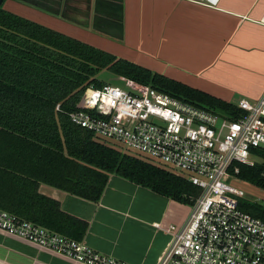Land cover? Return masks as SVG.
<instances>
[{"label": "trees", "instance_id": "1", "mask_svg": "<svg viewBox=\"0 0 264 264\" xmlns=\"http://www.w3.org/2000/svg\"><path fill=\"white\" fill-rule=\"evenodd\" d=\"M107 71L220 114L237 106L65 36L0 6V210L51 232L81 241L86 225L68 216L42 185L97 202L110 175L185 205L200 190L188 180L137 156L120 152L71 123L86 111L90 86ZM262 163L238 164V178L264 189ZM241 211L264 221V205L238 201Z\"/></svg>", "mask_w": 264, "mask_h": 264}, {"label": "crops", "instance_id": "2", "mask_svg": "<svg viewBox=\"0 0 264 264\" xmlns=\"http://www.w3.org/2000/svg\"><path fill=\"white\" fill-rule=\"evenodd\" d=\"M37 8L54 15L52 30L98 36L110 47L96 48L233 105L264 92V0H219L214 8L187 0H54ZM40 192L86 225L87 247L127 264H158L167 228L181 226L191 210L117 175L97 202L45 185ZM0 264L78 263L0 230Z\"/></svg>", "mask_w": 264, "mask_h": 264}, {"label": "built area", "instance_id": "3", "mask_svg": "<svg viewBox=\"0 0 264 264\" xmlns=\"http://www.w3.org/2000/svg\"><path fill=\"white\" fill-rule=\"evenodd\" d=\"M187 1L214 8L219 0ZM125 84L127 90L90 86L87 110L69 118L100 140L184 173L200 190L186 221L167 228L170 240L158 264H264V221L239 209L244 194L232 185L238 164L252 166L251 159L264 153V92L255 102L240 100L237 114L229 115ZM0 230L78 264H127L3 210Z\"/></svg>", "mask_w": 264, "mask_h": 264}, {"label": "rangeland", "instance_id": "4", "mask_svg": "<svg viewBox=\"0 0 264 264\" xmlns=\"http://www.w3.org/2000/svg\"><path fill=\"white\" fill-rule=\"evenodd\" d=\"M2 9H4L5 11L12 13L14 15L23 17L25 19L31 20L35 23H38L42 26L47 27L46 25L49 26H54L57 27V21L56 20H52L51 16H54L53 14H48L45 11H42L40 9L34 8L33 6L21 2L20 0H4L3 4L1 5ZM67 26V25H66ZM48 28V27H47ZM50 29V28H49ZM58 33L64 34L65 36L71 37L73 39H76L78 41H81L83 43H86L92 47H95V45L93 44H98V45H102V46H107L110 47L109 44H106L105 42H103L101 39H99L98 36L95 35H85L83 32H78V34L75 33V31H72L71 29H62V30H54ZM92 43V44H91ZM103 51V50H102ZM108 53V52H107ZM110 54V53H109ZM113 55V54H111ZM114 56V55H113ZM116 57V56H115ZM98 79L99 81H101L104 85H111V86H115L118 87L120 89L123 90H127V86L125 84V79L120 78L118 76H115L114 74H111L107 71H102L100 72V74L98 75ZM237 94L239 96H241V92H237ZM238 96V97H239ZM240 98V97H239ZM240 101V100H239ZM238 101V102H239ZM237 102V103H238ZM249 102H252L251 100ZM101 142L110 145L111 147L119 150L120 152L123 153H128L134 156H137L143 160H146L148 162H150L151 164H154L156 166L159 167H163L169 171H172L175 174H178L180 176L185 175L184 173L173 169L171 170L169 167L167 166H163L162 164H160L157 160L152 159L148 156L133 152L128 150L125 146L111 141V140H102ZM252 162L255 163H262V159L260 158H253L251 159ZM235 188H237L238 190L242 191L244 194L243 199H246L248 201H252V202H256L259 204L264 205V189L263 188H259V187H255L252 184H249L247 182H243L241 181L239 178L235 180V183L232 184ZM188 209V208H186ZM186 211V210H185Z\"/></svg>", "mask_w": 264, "mask_h": 264}, {"label": "flooded vegetation", "instance_id": "5", "mask_svg": "<svg viewBox=\"0 0 264 264\" xmlns=\"http://www.w3.org/2000/svg\"><path fill=\"white\" fill-rule=\"evenodd\" d=\"M53 1L54 0H24V2L28 3L29 5L33 6L34 8L42 7V5H47V2L53 3ZM50 7H51V5H50Z\"/></svg>", "mask_w": 264, "mask_h": 264}, {"label": "water", "instance_id": "6", "mask_svg": "<svg viewBox=\"0 0 264 264\" xmlns=\"http://www.w3.org/2000/svg\"><path fill=\"white\" fill-rule=\"evenodd\" d=\"M4 0H0V6L3 4Z\"/></svg>", "mask_w": 264, "mask_h": 264}]
</instances>
